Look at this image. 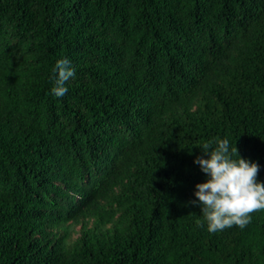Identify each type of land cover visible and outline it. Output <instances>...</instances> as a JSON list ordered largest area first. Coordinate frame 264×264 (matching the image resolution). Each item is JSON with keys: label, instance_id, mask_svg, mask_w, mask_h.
<instances>
[{"label": "trees", "instance_id": "1", "mask_svg": "<svg viewBox=\"0 0 264 264\" xmlns=\"http://www.w3.org/2000/svg\"><path fill=\"white\" fill-rule=\"evenodd\" d=\"M218 139L264 182V0H0V264H264L190 203Z\"/></svg>", "mask_w": 264, "mask_h": 264}, {"label": "clouds", "instance_id": "2", "mask_svg": "<svg viewBox=\"0 0 264 264\" xmlns=\"http://www.w3.org/2000/svg\"><path fill=\"white\" fill-rule=\"evenodd\" d=\"M54 97H64L66 81L74 78L75 70L67 58L56 61ZM203 155L194 163L206 174V180L195 185L197 197L190 203L199 205L209 232L223 231L232 226L244 229L251 222V214L264 210V182L257 180L259 165L243 158L238 148L230 149L228 139L208 141L202 145ZM202 227L201 221H197Z\"/></svg>", "mask_w": 264, "mask_h": 264}]
</instances>
